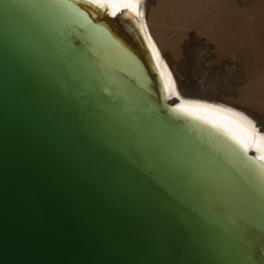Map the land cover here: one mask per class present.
<instances>
[{"label": "water", "instance_id": "1", "mask_svg": "<svg viewBox=\"0 0 264 264\" xmlns=\"http://www.w3.org/2000/svg\"><path fill=\"white\" fill-rule=\"evenodd\" d=\"M74 4L0 0V264H249L256 162L168 110L130 22Z\"/></svg>", "mask_w": 264, "mask_h": 264}, {"label": "bare ground", "instance_id": "2", "mask_svg": "<svg viewBox=\"0 0 264 264\" xmlns=\"http://www.w3.org/2000/svg\"><path fill=\"white\" fill-rule=\"evenodd\" d=\"M141 7L178 90L196 84L217 100L184 97L233 107L264 131V0H145Z\"/></svg>", "mask_w": 264, "mask_h": 264}, {"label": "snow or ice", "instance_id": "3", "mask_svg": "<svg viewBox=\"0 0 264 264\" xmlns=\"http://www.w3.org/2000/svg\"><path fill=\"white\" fill-rule=\"evenodd\" d=\"M142 4H145V0H75L73 6L89 19L96 15H103L130 22L131 27L143 36L149 49L152 61L150 67L156 75L160 99L165 102L173 101L171 105H168V110L188 122H194L210 129L216 136L228 141L249 159L256 162L258 174L264 177V131L258 127L257 121L245 115L244 112L224 104L208 103L203 99L184 97L178 90V82L174 78L173 71L149 35L148 27L144 23L146 9L141 7ZM81 5L88 6V9L92 11L80 7ZM99 25L106 28L103 23H99ZM107 31L109 30L107 29ZM117 42L121 46L118 40ZM124 50L129 53L126 48ZM132 55L134 56V54ZM139 67L143 68V65L141 64ZM142 77L143 84H137L135 81L134 88L144 98L150 100L151 77L148 76L146 70L142 71ZM250 151L256 152L257 155L249 156ZM133 155L138 162L151 165V162L139 152H134ZM217 211L223 212V209L218 208ZM236 224L240 229V240L245 260L249 264H264V229L257 228L244 220H237Z\"/></svg>", "mask_w": 264, "mask_h": 264}, {"label": "rangeland", "instance_id": "4", "mask_svg": "<svg viewBox=\"0 0 264 264\" xmlns=\"http://www.w3.org/2000/svg\"><path fill=\"white\" fill-rule=\"evenodd\" d=\"M219 70H220V69H219ZM189 87H192V89H191L192 91H197V90H193V88L196 89V88H195V87H196V84H192V83H191V85H190ZM198 87H199V86H198ZM189 90H190V88H189Z\"/></svg>", "mask_w": 264, "mask_h": 264}]
</instances>
